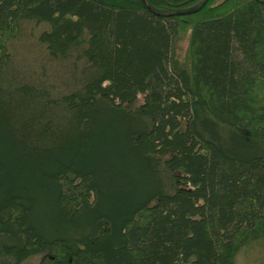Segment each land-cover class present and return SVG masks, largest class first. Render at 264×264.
Here are the masks:
<instances>
[{"label": "trees", "instance_id": "obj_1", "mask_svg": "<svg viewBox=\"0 0 264 264\" xmlns=\"http://www.w3.org/2000/svg\"><path fill=\"white\" fill-rule=\"evenodd\" d=\"M257 243L264 0H0V264Z\"/></svg>", "mask_w": 264, "mask_h": 264}, {"label": "rangeland", "instance_id": "obj_2", "mask_svg": "<svg viewBox=\"0 0 264 264\" xmlns=\"http://www.w3.org/2000/svg\"><path fill=\"white\" fill-rule=\"evenodd\" d=\"M19 60L23 63L24 60L21 52L17 53ZM142 98V97H141ZM239 264H264V244L257 243L255 246L243 251L238 257Z\"/></svg>", "mask_w": 264, "mask_h": 264}]
</instances>
